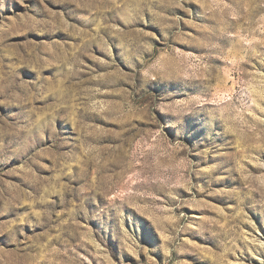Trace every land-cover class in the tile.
<instances>
[{"label":"rangeland","instance_id":"rangeland-1","mask_svg":"<svg viewBox=\"0 0 264 264\" xmlns=\"http://www.w3.org/2000/svg\"><path fill=\"white\" fill-rule=\"evenodd\" d=\"M0 264H264V0H0Z\"/></svg>","mask_w":264,"mask_h":264}]
</instances>
